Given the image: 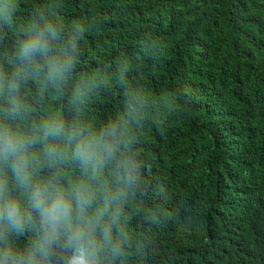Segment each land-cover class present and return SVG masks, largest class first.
I'll return each instance as SVG.
<instances>
[{
  "label": "clouds",
  "instance_id": "obj_1",
  "mask_svg": "<svg viewBox=\"0 0 264 264\" xmlns=\"http://www.w3.org/2000/svg\"><path fill=\"white\" fill-rule=\"evenodd\" d=\"M62 10V0H54L21 24L18 0H0V42L9 32L16 37L0 54V264H142L145 242L172 222L159 190L145 199L150 186L140 145L154 99L127 55L110 73L100 62L78 71L87 29L74 21L65 31ZM100 94L119 101L103 120L93 115ZM184 210L180 223L199 242L198 261L264 264V229L242 247L245 218L228 232L234 221L215 227L217 214L242 213L240 203L227 201L213 216ZM22 237L27 243L17 246ZM164 239L174 247L169 228ZM166 247L161 264H169Z\"/></svg>",
  "mask_w": 264,
  "mask_h": 264
},
{
  "label": "trees",
  "instance_id": "obj_2",
  "mask_svg": "<svg viewBox=\"0 0 264 264\" xmlns=\"http://www.w3.org/2000/svg\"><path fill=\"white\" fill-rule=\"evenodd\" d=\"M53 2L18 0L17 22ZM62 3L65 31L74 21L87 29L78 71H94L100 62L110 73L113 62L127 55L134 71L139 68L137 82L154 99L141 134L144 175L149 190L156 188L166 201L172 222L161 224L145 242L142 264H161L168 228L175 237L174 247L168 244L164 253L169 264L180 257L185 264H194L191 259L204 264L196 254L202 255L199 242L190 241L180 223L188 207L213 216L227 201L240 203L242 213L217 214L215 227L234 221L223 229L228 232L242 224L239 216L245 218L239 239L248 246L255 230L264 229V0ZM15 43L9 32L0 54ZM118 103L116 94H100L93 115L103 120ZM149 190L145 199H156L157 192ZM26 243L23 237L16 241L20 247ZM220 261L226 264L225 258Z\"/></svg>",
  "mask_w": 264,
  "mask_h": 264
},
{
  "label": "rangeland",
  "instance_id": "obj_3",
  "mask_svg": "<svg viewBox=\"0 0 264 264\" xmlns=\"http://www.w3.org/2000/svg\"><path fill=\"white\" fill-rule=\"evenodd\" d=\"M153 187V186H152ZM149 191H152V190H149Z\"/></svg>",
  "mask_w": 264,
  "mask_h": 264
}]
</instances>
